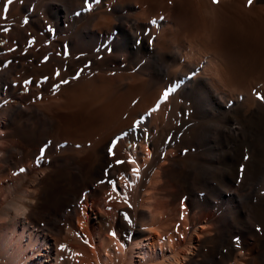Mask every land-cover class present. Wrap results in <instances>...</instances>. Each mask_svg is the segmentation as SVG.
<instances>
[{
  "label": "bare ground",
  "instance_id": "obj_1",
  "mask_svg": "<svg viewBox=\"0 0 264 264\" xmlns=\"http://www.w3.org/2000/svg\"><path fill=\"white\" fill-rule=\"evenodd\" d=\"M2 5L0 264H264V0Z\"/></svg>",
  "mask_w": 264,
  "mask_h": 264
},
{
  "label": "rangeland",
  "instance_id": "obj_2",
  "mask_svg": "<svg viewBox=\"0 0 264 264\" xmlns=\"http://www.w3.org/2000/svg\"><path fill=\"white\" fill-rule=\"evenodd\" d=\"M4 7H5V5H2V8H1V10H0V20L1 19H4V16L2 17V15H5L7 12H4ZM3 11V12H2ZM3 13V14H2ZM3 25H5V24H2L1 25V27L3 26ZM31 41L29 40L28 41V43L27 44H29ZM38 44V42H36V40H32V43H31V46H29L30 48H33V46H35V45H37ZM7 45V46H6ZM10 44L8 43V41H7V39L3 36V35H1L0 34V55H2V54H4V55H6V54H10V52H12L14 49H12V48H10ZM6 47V48H5ZM11 49V50H10ZM3 50V51H2ZM3 68V67H2ZM56 72H57V69H56ZM51 80L52 81H54V82H56V84H58V86H60L59 85V80H58V77L57 76H55V75H53L52 77H51ZM21 92V94H25V93H27L28 92V90H22V91H20ZM15 103H17V100L16 99H8V100H6L5 101V104H15ZM133 146V144L132 143H128L127 144V146H126V150L124 151V153L127 151H129L130 149H131V147ZM39 150H41V148L39 149ZM247 152H250V148H248L247 147ZM38 155L39 154H37L35 157L37 158V160L40 158V157H38ZM50 156V154L48 153H45L44 154V156ZM246 157H247V159L248 160H250L251 158H252V154H250V153H248L247 155H246ZM36 158H34V160L32 159L31 161L32 162H37V160H36ZM22 166V165H21ZM24 167V166H23ZM262 183V184H261ZM263 185H264V172H263V174L262 175H260V177H258V179L255 181V186H256V188H257V190H260L262 187H263ZM254 199V200H253ZM256 198L254 197V196H252L250 199H249V202H247V204H246V209H247V211L249 212L251 209H252V207H253V205H255V203H256ZM139 202V201H138ZM251 204V205H250ZM164 209V210H163ZM163 209H161L160 210V212H161V215L164 217L163 219H162V224H161V226L160 227H162V228H164L165 227V229H168V227L170 226L171 227V224L169 225V226H166V224L168 223L166 220L168 219H170L169 218V215H172V214H175V218H174V220L172 221H170V223L172 222V224H174V223H177V224H179V231H177V232H175V230L174 229H168L169 231L167 232V231H165V232H167L168 234H170V235H172V238H173V242H174V244H175V247L176 248H178V251L179 252H181V253H183L184 252V249L187 247V245H188V239L190 238V237H192V240H196L197 239V235H196V232H198V231H201L202 229H204V227H206L207 225H206V223H204V225L203 224H199L198 226H196V232L195 231H193V229L191 228V223L189 222L190 221V218H191V216H192V211H191V209H190V206H189V203H188V200L187 199H185V198H180V199H178V200H176V202H174L173 203V205H171V206H169V207H166V208H163ZM86 212H90V209L88 208V209H86ZM173 212V213H172ZM167 214H168V216H167ZM184 215V216H183ZM181 217H185V219H186V221H181L180 219H181ZM187 222H189V223H187ZM72 224L73 225H75L76 226V221L75 220H72ZM189 225V227H188V225ZM186 226H187V228H186ZM201 226V227H200ZM156 227H159L158 226V224L156 225ZM198 228H199V230H198ZM188 231V232H187ZM195 232V233H194ZM166 233V234H167ZM187 244V245H186ZM74 245V244H73ZM75 247H77L76 245H75ZM72 249V248H71ZM181 250V251H180ZM73 254V253H72ZM242 257V256H241Z\"/></svg>",
  "mask_w": 264,
  "mask_h": 264
},
{
  "label": "snow or ice",
  "instance_id": "obj_3",
  "mask_svg": "<svg viewBox=\"0 0 264 264\" xmlns=\"http://www.w3.org/2000/svg\"><path fill=\"white\" fill-rule=\"evenodd\" d=\"M96 2L99 3V0H96ZM7 3H8V4H12V3H13V0H7ZM211 3H212L213 5H217V4L219 3V0H211ZM252 3H253V0H248V6H251ZM90 9H91V6L89 5V9H88V10H90ZM3 10H4V12H7V11H8L7 6H5ZM79 14H80V13H77V15H79ZM153 23H156V21H153ZM57 75H59V74L57 73ZM170 91H171V90H169V91H165V92L163 93V95H162V97H161V102H163L164 100H167V98H168V96H169V94H170ZM256 98H257L258 100H261L262 102H264V96L257 94ZM115 143H116V142L113 141L112 146L109 147V154H110V155H114V153H113V148L115 147ZM78 147H79V145H78ZM43 157H44V149L42 148V149H41V152H40V158L43 159ZM245 159H247V157H245ZM117 163H118V164H122V163H124V162H123V161H118ZM24 171H25V169H23V168H21V169L19 170L20 173H23ZM133 172H134L135 174L138 175V170H137V169H133ZM13 174L16 175L17 173H13ZM113 187L115 188V185H114V184H113ZM181 218H183V217H181ZM111 234H112L113 236H115V233H111ZM237 242H238V241H237Z\"/></svg>",
  "mask_w": 264,
  "mask_h": 264
},
{
  "label": "clouds",
  "instance_id": "obj_4",
  "mask_svg": "<svg viewBox=\"0 0 264 264\" xmlns=\"http://www.w3.org/2000/svg\"><path fill=\"white\" fill-rule=\"evenodd\" d=\"M12 211L15 213L17 217H20L27 213V208H13Z\"/></svg>",
  "mask_w": 264,
  "mask_h": 264
}]
</instances>
